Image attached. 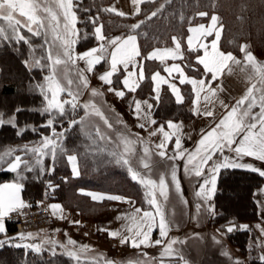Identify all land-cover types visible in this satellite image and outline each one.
I'll use <instances>...</instances> for the list:
<instances>
[{"label":"trees","instance_id":"16d2710c","mask_svg":"<svg viewBox=\"0 0 264 264\" xmlns=\"http://www.w3.org/2000/svg\"><path fill=\"white\" fill-rule=\"evenodd\" d=\"M111 1L73 0L76 5L74 11L78 18L76 27L79 30L77 43L73 45L75 52L80 53L98 46L99 42L93 35L96 25H103V33L108 38L136 35L141 58L149 49L170 45L172 37H177L184 49L187 74L201 78L204 73L195 62L197 53L187 52L184 45L185 37L190 26L207 22L210 16L217 15L219 23L223 25L220 47L224 52H231L238 57L241 56V46L247 45L252 54L264 59V0H170V2L154 0V2L142 3L139 14L133 16H119L104 11ZM161 5L163 9L155 17L147 19ZM199 12H206L208 15L201 17L198 15ZM93 20L96 21L95 25ZM141 21H144L141 27L133 31L131 26ZM21 32L29 43L18 42L14 38H0V114L5 121L14 118L15 123V127L9 123L0 125V155L10 149L15 150L12 156H6L5 160L22 155V158L33 168L30 172L18 170L24 177L21 183L24 185L22 197L25 203L36 206L40 201L60 202L66 210L77 211L84 219L95 222L112 201L95 203L78 193L80 189H92L130 198L138 207L147 208V196L143 186L129 176L127 165L122 161L118 162L121 156L119 148L104 144V141L97 137L96 130H93L92 134L84 129L86 110L79 96L75 111L70 105H65L66 115L63 117L56 115L53 126L51 128L45 126L51 115L42 114L45 101L38 85L44 84L45 76L49 75V61L45 57L49 43L53 39L52 33L49 29H41L39 36L31 35L23 29ZM56 50L53 49L54 52ZM36 60L40 61L39 66L35 65ZM143 64L145 79L135 91V95L142 98L151 94L150 75L158 67L157 63L147 60ZM104 65L105 61H102L96 69H103ZM61 72L63 69L60 68ZM118 79L119 74L115 76L113 85L119 86L116 82ZM76 85L73 84L75 92H78V95L84 94L85 87L80 84V88L76 89ZM256 87L264 89V85L259 83ZM181 88L184 100L180 104L173 101L166 87L162 89L160 98L153 108L157 123L193 119L190 108L191 89L188 85H182ZM61 99L70 100L71 97L65 92ZM71 120H82V123L70 127ZM53 129L56 133H64L62 147L65 151L58 150L55 161L51 156L40 158L31 152L23 151L25 145L37 146L44 137H53ZM67 155L77 156L78 177H73L71 174ZM38 159L42 160V164H37ZM5 167L6 164H0V184L12 181L17 176V173L5 170ZM42 167L44 171H41ZM262 182V177L255 172L239 169L221 170L214 195L215 214L212 226L223 230L230 224L258 221L254 192ZM6 233L15 234L14 227L8 222ZM252 239V234L245 230L235 229L226 234V242L239 252L246 260V264H264L254 255V250L248 247ZM77 254L80 257L79 261L70 258L66 253L58 254L48 250L36 253L5 245L0 248V264H106L108 262L99 254L82 252ZM136 261L138 260H124L118 257L111 262L134 264Z\"/></svg>","mask_w":264,"mask_h":264},{"label":"snow or ice","instance_id":"6c2138e0","mask_svg":"<svg viewBox=\"0 0 264 264\" xmlns=\"http://www.w3.org/2000/svg\"><path fill=\"white\" fill-rule=\"evenodd\" d=\"M143 2H154V0H132V4L136 6L135 14H139L140 8L139 4ZM170 2V0H166ZM53 3L55 8L59 11L54 10ZM73 0H0V38L9 39L14 38L18 42L23 41L29 43L25 35L22 34L21 29H26L28 33H32L35 36L41 35V29H49L52 33V42L49 43L47 50V56L45 57L49 61V75L45 76V83L38 85L41 90V95L44 97V107L42 108L43 113H49L51 118L47 121L46 127L51 128L56 119V115L61 117L66 115L65 105H70L71 109L75 111L78 106L77 95L78 92H74L72 89L75 81L68 76L69 65L75 66L78 60H83L86 62L88 72H91L95 65L101 64L102 61L110 60V70L106 71L99 76V79L107 85L113 83L112 77L118 71V66H123L127 76L123 79L122 83L125 88L130 92L136 91L139 87L138 82L130 83L132 77H137L138 81H143L145 79L144 75V64L141 61L137 60V57L141 56V52L137 43L136 35H128L127 37H115L109 39L103 33V25H96L94 27V33L97 41H100L97 47H93L84 53H75L73 45L77 43V38L79 37V30L76 25L78 18L76 12L74 11ZM163 9V5L153 11L151 16L147 19L155 17L158 12ZM104 11H115L114 8L104 9ZM118 15H126L123 12H117ZM199 16L204 17L208 14L206 12H199ZM211 24L208 27H205L204 24H200L197 27H190L188 29L189 35L187 37V52L188 53H200L203 51V55L196 56V64L203 66V73L206 74L205 78H190L185 74L184 68L180 64L173 63L171 66L164 67L163 71L168 73V76L171 77L173 73L178 74L179 84H190L192 86L193 92L196 94L197 103L200 98V94L206 90L211 93V95L216 94V89L211 88L206 85L207 74H210V79L216 81L218 79V73L224 71L225 68L231 72L229 67V62L235 65H239L241 61L237 60L236 57L231 53H225L220 50L218 42L221 38V33L223 30V25L219 24V17L216 15L211 16ZM93 24H96V21H92ZM144 21H141L137 24L132 25V30L140 28ZM214 35V39L210 42L207 41V38ZM174 48H164V49H155L149 53L145 60H159L161 63H164L166 60H180L184 61L186 59L184 52L181 49V42L177 37H172ZM195 41V43H194ZM59 42V43H57ZM46 43H48L46 41ZM57 50L54 52L53 49ZM247 45L241 46L240 51L245 53V61L247 65H251L252 71L255 76L258 78L257 83L264 85V64H261L256 61V58L251 52L246 51ZM36 66L40 65V61L36 60ZM60 66L64 68L63 82L61 79ZM129 66H131L132 71H129ZM244 70L243 68L241 69ZM77 77L79 84H82L85 88L88 87L87 77L84 75V70H78ZM252 77H249L251 80ZM151 80L155 82L154 91L156 92L155 99L159 100V91L161 84H167L171 89L172 93L175 95L176 103H183V96L180 93V89L175 83H172L169 79L161 76L160 72H155L151 76ZM79 85H77L78 87ZM109 91H115V94L123 98L124 92L117 91L111 87ZM220 90H223L220 88ZM67 93L71 97L68 99H61L62 94ZM259 92L260 95L257 97L255 93ZM93 95H97V90H92ZM205 100L208 99L206 95ZM135 111L139 114L141 109V102L134 101ZM144 103H147L146 101ZM222 107L225 108L226 114L215 124L209 131L202 133L201 139L198 141L194 151L189 152L186 149L182 148L181 139L179 136L176 137L174 143L175 155L168 157V159H186L185 163V172L189 171V166L194 170V174L197 177L204 175V170L207 168L209 173V178H205L203 183L200 185L199 191H197V196H205L206 199H211L212 194L215 192L217 179L221 170L224 169H235L243 168L252 172H258L259 175L264 176V170L254 167L252 164L239 163L238 160L243 157H252L255 160L264 162V89L257 88L256 84H252L249 87L243 97H241L235 105L229 108L228 105L224 104L221 101ZM246 105V106H245ZM89 105H84V108L87 109ZM91 107L95 108L94 105ZM148 109L150 110L153 106L147 104ZM259 108L258 112H253L254 108ZM196 114H202L207 117L213 116V111L207 110L200 112L199 108L194 109ZM19 111V109H17ZM87 114V113H86ZM98 115H102L97 111ZM145 118L148 119V122L155 124L156 121L150 119V113L145 114ZM4 123L12 124L15 127L14 118H10L8 121L3 119L2 114H0V125ZM77 123H82L81 121L71 120L69 121V126H74ZM105 123L108 124V121L105 119ZM169 128H174L176 131H179V125L173 124L172 121L167 122ZM108 127H111L108 124ZM139 127L144 128V124H140ZM35 130V129H34ZM159 133L162 134L161 143L157 144L155 147L159 149L158 155L161 158L166 157V145L172 140V135L174 133H169L165 131L163 125H160L157 129ZM157 131L150 133L151 136L157 135ZM19 134V133H18ZM97 135L99 134V129H97ZM64 133H56L53 129V137H44L40 142L39 146L28 147L24 146L23 151L25 153L31 152L38 157L51 156L52 160L55 161L58 150L64 152L62 147V138ZM101 139L104 137L101 136ZM121 142L124 145L125 153H134L135 149L132 147V141L126 137H121ZM15 150H8L7 152L0 155V164H6L7 170L17 173V176L20 180L24 177L20 175V171H32L33 168L29 165L28 161L24 160L20 155L14 156L11 160H5L6 156H12V153ZM234 152L237 159H233L228 155H225V152ZM145 156L149 155V149L144 148ZM115 155V153H113ZM218 159L214 160V157ZM67 160L72 166L73 175H79L78 161L76 155H67ZM122 161L124 165L128 166V171L131 174V178L134 181H137L148 191L145 195L148 197V203L154 211H147L141 208H135L134 213H131L127 217H117V219H130L135 227L133 230L132 227H128L127 231L131 232V236L122 234L119 231L109 232L111 237H119L121 244H131L133 248H140L141 245L145 247H152L156 245H163L161 251V257H171L173 255H178L173 245L177 243H183V241H178L176 239H167L168 232L170 230V224L166 219L163 206L160 201L157 199V190L159 195L167 200V184L165 178L162 176L159 181L152 180L142 176L139 172L134 170L130 166L128 159L124 156L120 157L118 162ZM211 162V163H210ZM37 164H42V160L38 159ZM23 166V169H22ZM142 167L145 169L150 168V165L142 161ZM54 170V169H52ZM41 171H44L43 167ZM172 182L176 185L177 191L180 190L179 181L176 176V169H172ZM210 185V188L205 194V186ZM24 188L23 183L12 182L0 184V234L4 236L7 235L5 227V218L9 216L10 213L16 212L19 209L27 207L25 201L21 198V191ZM90 195L93 200H115L122 201L126 203L133 204V201L128 200L127 198L116 196V195H102L94 193H86ZM54 210H60L62 208L59 204H53L50 206ZM200 205H197L199 210ZM208 211L215 214V208L209 205ZM55 214V213H54ZM157 217L159 218L157 221ZM63 218V217H61ZM75 223H79L78 221ZM159 229L160 239L151 241V233L154 228ZM234 225L227 227V232H232L234 230ZM246 228V226H243ZM107 231V229H102ZM31 234H28L30 237ZM26 237L23 233L18 234L20 240H24ZM218 242V241H217ZM55 244V241H52ZM75 241L69 239V245H75ZM5 245H10L15 248H25L33 252L39 253L41 247L35 244H23V243H13V238L0 239V248H3ZM61 247H66L61 245ZM87 245L81 246V251L86 250ZM66 254L79 261L80 257L77 252L66 249ZM146 256L147 254L144 253ZM181 260L182 256L179 257ZM155 259V258H153ZM260 259L264 261V256H261ZM106 264H113V262L108 261ZM133 264V262H129ZM134 264H141L140 261L134 262ZM161 264L163 262L161 261Z\"/></svg>","mask_w":264,"mask_h":264},{"label":"crops","instance_id":"0c3cea01","mask_svg":"<svg viewBox=\"0 0 264 264\" xmlns=\"http://www.w3.org/2000/svg\"><path fill=\"white\" fill-rule=\"evenodd\" d=\"M144 3V2H143ZM142 4V3H141ZM139 4V7L140 5ZM54 10L59 11L55 8L53 3ZM114 8L115 11H108L112 14L118 15L117 12H123L126 15L124 16H133L135 15V8L132 4V0H112L106 7ZM121 16V15H119ZM217 16V15H216ZM211 16L207 20V22H202L198 24H194L190 27H197L200 24H204L205 27H208L211 24ZM218 22V26H219ZM189 27V28H190ZM188 28V29H189ZM27 32L26 29H23ZM28 33V32H27ZM33 35L32 33H29ZM191 35L189 31L185 37L184 45L187 49V37ZM35 36V35H34ZM128 36V35H127ZM124 36V37H127ZM115 38V37H112ZM111 39V38H109ZM214 39V35L207 38V41L210 42ZM221 39V38H220ZM100 42V41H98ZM138 43V41H137ZM195 43V41H194ZM218 46L221 51H223L220 47V40L218 42ZM96 47V46H95ZM175 45L172 43L167 46L162 47H153L149 49L144 57H146L149 53H151L155 49H164V48H174ZM91 49V48H90ZM181 49L184 52V49L181 45ZM89 50V49H88ZM87 51V50H86ZM246 51H249L246 48ZM80 52V54L84 53ZM224 52V51H223ZM228 53V52H225ZM199 55H203V51L201 50ZM197 54V55H198ZM196 55V56H197ZM195 56V62H196ZM235 56V55H234ZM256 58V61L264 64V59L259 58L253 54ZM144 57H137L138 61L144 63ZM237 60L241 61L239 65L232 64L229 62V67L232 69L231 72L228 71L227 68L221 73H218V79L216 81H212L210 79V74H207L208 78L206 79V85L216 89V94L213 96L207 90L200 94L199 101H197L196 94L192 90V86L190 84H183L188 85L192 92V101H191V112L193 114V119L189 121H172L173 124L179 125V131H176L174 128H169L166 123H157V120L153 113V108L155 103L158 102L155 99L156 92L154 91L155 82L151 80L152 88L151 94L147 97H138L135 95L134 92L128 91L127 88L124 87L122 81L127 76V72L123 69V66H118V71L113 75L111 78L113 83L115 81V76L119 74V79L116 80L119 86L107 85L104 84L100 79L99 76L105 73L106 71L110 70V60L105 61V65L103 69L97 70V66L95 65L91 72L86 70L87 65L86 62L83 60H78L77 65L79 70H84V75L87 77L88 80V87L85 88V94L90 93L93 97H90V109L89 111H94L97 117H100L101 120L105 123V119L108 121V124L111 127H114L117 132H121L126 136L127 139L131 140L132 147L135 149L134 153H125L124 145L121 142V138H119L118 148L120 150V155L124 156V158L128 159L130 162V166L139 172L142 176L146 178H150L155 181H159V179L163 176L165 178L167 184V200L165 201L162 196L159 195V191L157 190V199L163 206V210L166 215V219L170 224V230L168 232L167 239H176L178 241H183V243H177L173 245L176 253L178 255H173L171 257H161V251L163 249V245H156L152 247H145L141 245L140 248H133L131 244H121L119 237H114L117 242L116 246L119 245L122 248V251L119 252L120 254L117 256L115 254L114 246L104 244L98 240L96 236L94 237H87L83 233H76L74 235H69L65 233V229L63 228H56L51 229L47 232H37V233H29L31 234L28 237V234H24L26 239L20 240L18 238V234H7L4 236L0 234V239L6 238H13V243H23V244H35L41 247V251L48 250V251H55L58 254L66 253L67 250H72L75 252H82V253H94L99 254L107 261H112L116 258H121L124 260H138L141 263L143 262H152L154 264H207L209 258H211V254L216 256V261L218 264H246V260L242 258L239 252L228 245L226 242V234H227V227L235 226V229L245 230L252 234L253 239L249 242L248 247L254 250V255L264 263L260 259L261 256H264V176H261L263 182L259 188L256 189L254 192V200L257 205L258 210V221L247 222V223H240V224H230L226 226L223 230L216 229L212 226V219L214 215L208 211L209 205L214 207V195L215 192L212 194L211 199H206L205 196H197L196 193L200 189V185L203 183L205 178H209V173L207 168L204 170V175L201 177H197L194 174V170L192 167L189 166V171L185 172V163L186 159H168V157L174 156V148H175V139L177 136L180 137L182 148L188 150L189 152L194 151L197 146L198 141L201 139L202 133L209 131L212 127L215 126L216 123L226 114V110L221 105V101L224 104L228 105L229 108L236 104V102L245 95L247 89L252 86V84H257V77L252 71L251 65L247 64L245 61V53L241 52V56H235ZM150 62H154L158 64V67L151 72L150 79L153 73L160 72L161 76L169 79L172 83H175L177 87L180 89V93L182 94L181 84H179V79L177 77L178 74L173 73L171 77L168 76V73L164 72L163 69L166 66H171L173 63L180 64L182 68H184L185 74L190 78L191 77L187 74L185 69V60H171L168 59L164 63H161L159 60H147ZM203 70V66L199 65ZM244 69L243 71L241 69ZM129 71H132L131 66H129ZM145 75V73H144ZM205 75L201 78H205ZM252 77L249 80V77ZM200 79V78H196ZM138 82L139 85L142 81H138L137 77H132L130 79V83ZM109 87L117 90L123 91L124 96L123 98L118 97L115 94V91H109ZM166 87L171 94L173 101L176 103L175 95L172 93L171 89L168 87L167 84H161L160 91H159V98L161 95L162 89ZM222 88L223 90H220ZM97 90L98 94L93 95L92 90ZM208 96V99L205 100V96ZM259 97L260 93L256 94ZM101 97V100H100ZM99 98V100H98ZM184 98V97H183ZM184 100V99H183ZM134 101L141 102V109L142 111L137 114L135 111ZM147 103H144V102ZM147 104H151L153 107L149 110ZM94 105L95 108L91 107ZM246 106V105H245ZM199 108L200 112H204L207 110L213 111L212 117H207L202 114H196L195 108ZM97 111L102 114L98 115ZM259 108H254L253 112H258ZM150 113V119L155 120V124H151L148 122V119L145 118V114ZM108 124H106L108 126ZM140 124H144L145 127H139ZM160 125H163L165 131L174 133L172 135V140L168 142L166 145V157L161 158L158 155L159 149L155 146L161 143L162 134L157 131ZM153 131H157V135L151 136L150 133ZM128 134H132V137H129ZM147 147L149 149V155L145 156L144 148ZM225 155L233 159H237L234 152H225ZM22 157V155H20ZM120 156V157H121ZM14 157H12L13 159ZM43 158V157H40ZM218 159L214 157V160ZM142 161L146 162L150 165V168L145 169L142 167ZM239 163H246L252 164L254 167L264 170V162L255 160L252 157H243L242 159L238 160ZM211 163V162H210ZM71 174L72 166L68 162ZM175 167L176 169V176L177 180L179 181L180 190L177 191L176 185L172 182V169ZM7 170V165L4 168ZM79 169V168H78ZM128 169V167H127ZM239 170H246L243 168H235ZM223 170V169H222ZM252 172V171H250ZM129 173V171H128ZM259 175L258 172H255ZM17 175V174H16ZM79 176V175H78ZM77 175H73V177H78ZM131 177V174L129 173ZM12 182H20L18 176L15 177L14 180L5 182V183H12ZM4 184V183H2ZM143 186V185H142ZM217 186V185H216ZM145 193L148 191L147 188L143 186ZM210 185L205 186V194H207ZM216 191V189H215ZM79 194L88 197L91 201L95 203H101L104 200H93L90 195L86 193H94V194H102L108 196L110 194L101 193L98 191H94L92 189H80L78 191ZM118 196V195H116ZM122 197V196H121ZM21 198L22 191H21ZM126 198V197H124ZM130 201H133L130 198H127ZM24 200V199H23ZM25 201V200H24ZM112 202L109 203L107 209L101 213L96 221L95 229L99 234L109 235V232L112 231H119L124 235L131 236L132 233L127 231L128 227H132L135 230V227L130 219H117V217H127L131 213H134L135 208H140L135 203L130 204L122 201H115L111 200ZM26 202V201H25ZM134 202V201H133ZM38 204H45L50 211V213L65 221L67 224H73L75 222L81 223L84 218L77 212L72 210H66L60 202L56 201H40ZM53 204H59L62 208V212L60 210H54L50 206ZM147 208L143 210L147 211H154L152 206L148 203L147 197ZM197 205H200L199 210L197 209ZM215 208V207H214ZM55 213V214H54ZM63 217V218H61ZM157 217V221H158ZM7 220L5 218V227H6ZM243 226H246L243 227ZM102 229H107L104 231ZM69 239L74 240L76 243L75 245H69ZM160 239L159 229L154 228L151 233V241H155ZM52 241L56 243L53 244ZM218 241V242H217ZM64 245L66 247H61ZM87 245V249L81 251V246ZM212 246V248L210 247ZM210 248L214 253H209ZM25 249V248H24ZM29 250V249H27ZM144 253L147 255L145 256ZM182 256L183 259L181 260L179 257ZM155 258V259H153Z\"/></svg>","mask_w":264,"mask_h":264},{"label":"rangeland","instance_id":"374dc122","mask_svg":"<svg viewBox=\"0 0 264 264\" xmlns=\"http://www.w3.org/2000/svg\"><path fill=\"white\" fill-rule=\"evenodd\" d=\"M75 53H78V52H75L74 51V54ZM60 68L63 69V72H61L62 74L60 73V76H61V79H62V82H63L64 68H63V66H60ZM78 70H79V67H78L77 63H76L75 66L69 65V68H68V76H69V78L74 79L75 83L77 85H79L78 87H76V89H79L80 88V84H79L78 77H77ZM72 88H73V91L75 92V89H74L73 86H72ZM77 97L79 99H82V105L84 107V105L91 104L90 103V97H93V96L90 95V93H87L85 95L83 93H80L79 95H77ZM98 100H99V98H98ZM100 100H101V97H100ZM89 107H90V105H89ZM88 108L85 109L87 114H86V117H85V120H86L85 125L86 126L84 127V129L87 130V131H90L89 133H92V134H93V132L95 130L97 131V129H99V134L100 135H97V137L99 139H101L100 137L103 136L104 138L102 140L104 141V144H109V146L117 148L119 146L118 143H120L119 142V138L126 137L127 135H125V134H123L121 132H117L114 127H108L106 124L103 123V121L101 120L100 117H97L96 116V114H95V112L93 110L92 111H89L90 109H88ZM128 135H129V137H132V134H128ZM31 145H29V147H31ZM37 146H39V144H37ZM40 205L41 206H44L48 210V208H47V206L45 204H40ZM49 213H50V211H49ZM51 216H52V218L54 220L60 219V218H57V217L53 216L52 214H51ZM84 222H89L90 225H92L93 230H92L91 233H88V231H86L85 228H83L84 226L83 227H80V228H78L76 230H74L73 228L72 229L71 228L69 229L70 225H72V224H67L65 221L62 220V223H60V224L53 223V225H51V226L44 227V228H42L40 230L28 231V232H25L23 234H29V233L34 234V233H37V232H47V231H50L51 229L63 228V230L65 229L64 230L65 233L66 234H69V235H74L76 233H83L87 237H94V236H96L100 242H102L104 244H107V245L114 246L113 247L114 250H115L114 252H115V254L117 256L120 254L119 252L122 251V248L119 245L116 246L117 240L114 237H112V238H114L115 241L109 242L108 240H106L105 237H111V236L99 234V232H97L96 229H95L94 221L89 220V219H84L82 221V223H84ZM210 247L212 248V246H210ZM211 248H210V252H209L210 254L211 253H214ZM211 256L212 257L209 258V261L207 262V264H218V262L215 260L216 259V256H214L213 254H211Z\"/></svg>","mask_w":264,"mask_h":264},{"label":"built area","instance_id":"2783aa9c","mask_svg":"<svg viewBox=\"0 0 264 264\" xmlns=\"http://www.w3.org/2000/svg\"><path fill=\"white\" fill-rule=\"evenodd\" d=\"M26 205L29 204L26 203ZM6 220L14 227L15 233H25L28 231L40 230L44 227L53 225V223H62L61 219L54 220L49 211L41 205H29L27 207L19 209L16 212L10 213L9 216L6 217ZM80 227L85 228L88 233H91L93 230V227L89 222L73 223L72 225H70L69 229L73 228L74 230H76ZM105 238L109 242L115 241V239L112 237Z\"/></svg>","mask_w":264,"mask_h":264}]
</instances>
